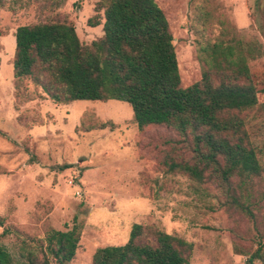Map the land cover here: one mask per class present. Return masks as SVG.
I'll use <instances>...</instances> for the list:
<instances>
[{"label": "rangeland", "instance_id": "1", "mask_svg": "<svg viewBox=\"0 0 264 264\" xmlns=\"http://www.w3.org/2000/svg\"><path fill=\"white\" fill-rule=\"evenodd\" d=\"M101 2L0 0V243L14 264H27L29 251L41 258L37 244L47 230L75 228L79 240L69 264H91L97 247L124 244L132 224L140 223L144 241L153 243V231L162 230L190 242L187 264H250L249 255L264 243L263 116L246 125L262 172L245 186L244 210L208 171L200 182L168 169L169 162L191 163L189 133L164 125L139 130L124 101L57 103L29 78L14 79L17 26L68 21L89 43L101 33L87 22L102 24V9L95 11ZM156 2L173 35L182 87L215 70L213 56L229 54L234 73L247 68L248 80L239 82L251 83L264 102L261 0Z\"/></svg>", "mask_w": 264, "mask_h": 264}, {"label": "trees", "instance_id": "2", "mask_svg": "<svg viewBox=\"0 0 264 264\" xmlns=\"http://www.w3.org/2000/svg\"><path fill=\"white\" fill-rule=\"evenodd\" d=\"M101 9L103 34L88 44L79 40L74 24L68 21L17 26L14 79L29 78L57 103L124 101L139 130L164 125L182 136L189 133L191 163L169 162L168 169L185 172L200 182L208 171L230 201L248 210V204L241 203L248 198L245 186L261 175L262 167L246 125L257 115L264 117V102H258L251 83L239 82L240 78L248 80L247 68L238 66L234 73L236 62L229 54L222 59L215 55V70H203L198 81L182 87L173 35L156 0H102L95 11ZM87 22L100 24L91 18ZM233 179L238 180L237 193ZM145 233V226L133 223L124 244L97 247L91 264L188 263L190 242L154 230L150 243L143 240ZM78 240L75 228H50L37 244L41 258L29 251L27 264H69ZM255 260L264 264V243H258L249 255L250 264ZM0 264H14L1 243Z\"/></svg>", "mask_w": 264, "mask_h": 264}, {"label": "crops", "instance_id": "3", "mask_svg": "<svg viewBox=\"0 0 264 264\" xmlns=\"http://www.w3.org/2000/svg\"><path fill=\"white\" fill-rule=\"evenodd\" d=\"M102 23H103V22H102ZM102 25H103V24H96V25H94V26H91V25H89V26H91V27H93V28H94V27H100V31H101V33H100L99 36H98V37H100V36H102V34H103ZM74 27H75V26H74ZM75 31H76V30H75ZM14 32H15V30H14ZM76 33H77V32H76ZM13 35H14V34L12 33V34H11V37H13ZM77 35H78V34H77ZM98 37H96V38H98ZM78 38H79V37H78ZM96 38H94V39H96ZM79 40H80V38H79ZM80 41H81V40H80ZM91 41H92V40H91ZM91 41H90V42H91ZM90 42H89V43H90ZM85 44H88V43H85ZM14 48H15V47H14Z\"/></svg>", "mask_w": 264, "mask_h": 264}]
</instances>
